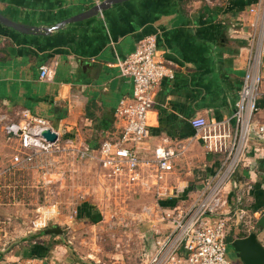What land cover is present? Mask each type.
Returning <instances> with one entry per match:
<instances>
[{
	"label": "crops",
	"instance_id": "obj_1",
	"mask_svg": "<svg viewBox=\"0 0 264 264\" xmlns=\"http://www.w3.org/2000/svg\"><path fill=\"white\" fill-rule=\"evenodd\" d=\"M103 1L0 0V15L26 28L20 32L0 22V112L15 123L25 114L44 118L60 140L97 150L119 132V101L132 95V81L117 63L142 38L156 35L158 56L172 77L163 78L155 92L150 138L137 153L147 159L164 145L180 155L158 186L151 178L126 186L97 167L95 181L75 197L68 240L58 226L60 234L34 238L29 232L19 243L22 250L0 254V264H84L71 247L83 229L89 236L78 242L89 247L119 230L124 238L132 235L135 264H142L143 254L172 228L165 214L189 209L222 166V154L205 151L190 121H223L234 112L247 61L264 34V0H126L68 21ZM260 51L259 109L243 162L223 194L225 211L244 210L250 224L235 219L227 235L255 232L264 247V229L256 225L264 214V131L258 132L264 128V42ZM44 65L54 68L51 82L40 78Z\"/></svg>",
	"mask_w": 264,
	"mask_h": 264
},
{
	"label": "built area",
	"instance_id": "obj_2",
	"mask_svg": "<svg viewBox=\"0 0 264 264\" xmlns=\"http://www.w3.org/2000/svg\"><path fill=\"white\" fill-rule=\"evenodd\" d=\"M263 42L264 34L261 33L257 47L247 61L235 110L230 118L212 122L194 118L190 121L195 138L201 141L205 151L222 154V166L206 182L189 209L172 216L165 214L172 228L156 242L152 252L143 254L142 264H234L227 257L225 239L228 231L235 219L244 227L250 224L244 210L225 211L228 201L223 192L243 162L253 131L252 122L259 109L263 82L260 50ZM117 66L122 76L130 78L133 86L132 95L119 101L116 113L120 117L121 128L117 134L104 139L97 150L77 148L74 140H60L49 120L25 114L22 121L9 122L4 126L5 134L11 139H18L20 144L12 162L28 163L39 154L68 151L80 159L95 160L99 169L126 186L146 185L144 180L147 178L153 180V186H158L163 177L173 170V159L180 153L159 145L149 158L142 159L137 147L150 138L148 113L160 82L165 77H172V71L158 56L156 35L142 38ZM54 75L53 67L44 65L40 68L42 80L51 82ZM44 130L56 134V140L49 142L43 138L41 133ZM263 131L260 126L258 132ZM145 170L149 172L146 176Z\"/></svg>",
	"mask_w": 264,
	"mask_h": 264
},
{
	"label": "rangeland",
	"instance_id": "obj_3",
	"mask_svg": "<svg viewBox=\"0 0 264 264\" xmlns=\"http://www.w3.org/2000/svg\"><path fill=\"white\" fill-rule=\"evenodd\" d=\"M9 122L0 112V254L10 250L20 252L23 246L19 243L29 232L38 233L56 226L64 230L67 241L70 219L77 206L75 197L95 181L96 161L62 151L39 154L31 162L14 164L13 156L20 150V144L18 139H10L5 134L4 126ZM110 205L116 207V203ZM120 231H114V238L103 235L105 238L98 246L89 247L78 242L89 236L83 229L80 239L73 241L71 247L76 256L83 258L84 264H119V261L135 264L132 253L133 246H138L137 241L132 235L130 239L124 238ZM227 257L232 262L237 260L229 242Z\"/></svg>",
	"mask_w": 264,
	"mask_h": 264
},
{
	"label": "water",
	"instance_id": "obj_4",
	"mask_svg": "<svg viewBox=\"0 0 264 264\" xmlns=\"http://www.w3.org/2000/svg\"><path fill=\"white\" fill-rule=\"evenodd\" d=\"M124 1L126 0H104L99 5L93 6L87 12L78 14L68 21L72 22L82 20L86 17L96 15L99 11L105 10L112 4H117ZM0 22L17 31L26 32V28L9 21L2 15H0ZM41 135L49 142H54L56 140V134L50 132L49 130H44ZM256 225L258 228L264 229V214L257 220ZM61 232V229L53 227L46 230L45 234H60ZM229 245L232 247L235 253V258L240 264H264V247L258 240L257 234L255 232H251L245 237L234 238L229 242Z\"/></svg>",
	"mask_w": 264,
	"mask_h": 264
},
{
	"label": "trees",
	"instance_id": "obj_5",
	"mask_svg": "<svg viewBox=\"0 0 264 264\" xmlns=\"http://www.w3.org/2000/svg\"><path fill=\"white\" fill-rule=\"evenodd\" d=\"M45 231L46 230H41V231H39L38 233H35V234H32L33 236L32 237H37V236H41V235H43V234H45ZM228 236V235H227ZM233 238L231 237V236H228V237H226V242L228 243V242H230L231 240H232Z\"/></svg>",
	"mask_w": 264,
	"mask_h": 264
}]
</instances>
